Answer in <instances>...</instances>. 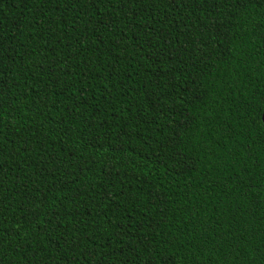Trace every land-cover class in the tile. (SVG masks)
<instances>
[{
  "label": "trees",
  "instance_id": "obj_1",
  "mask_svg": "<svg viewBox=\"0 0 264 264\" xmlns=\"http://www.w3.org/2000/svg\"><path fill=\"white\" fill-rule=\"evenodd\" d=\"M264 0H0V264H264Z\"/></svg>",
  "mask_w": 264,
  "mask_h": 264
},
{
  "label": "water",
  "instance_id": "obj_2",
  "mask_svg": "<svg viewBox=\"0 0 264 264\" xmlns=\"http://www.w3.org/2000/svg\"><path fill=\"white\" fill-rule=\"evenodd\" d=\"M263 122H264V115H263Z\"/></svg>",
  "mask_w": 264,
  "mask_h": 264
}]
</instances>
